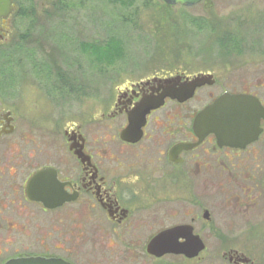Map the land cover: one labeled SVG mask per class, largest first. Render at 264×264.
Instances as JSON below:
<instances>
[{
  "label": "flooded vegetation",
  "instance_id": "1",
  "mask_svg": "<svg viewBox=\"0 0 264 264\" xmlns=\"http://www.w3.org/2000/svg\"><path fill=\"white\" fill-rule=\"evenodd\" d=\"M12 1L0 15L10 69L21 16ZM95 73L0 78V264H264V72L164 66L99 85ZM225 95L242 96L253 118L218 121L210 110L198 120ZM166 233L177 250L187 235L204 248L151 253Z\"/></svg>",
  "mask_w": 264,
  "mask_h": 264
},
{
  "label": "rangeland",
  "instance_id": "2",
  "mask_svg": "<svg viewBox=\"0 0 264 264\" xmlns=\"http://www.w3.org/2000/svg\"><path fill=\"white\" fill-rule=\"evenodd\" d=\"M15 2L21 14L15 65L10 69L0 60L1 79L13 70L96 72L95 85L107 84L109 75L114 80L120 72H155L164 66L191 72H264V0H213L209 9L203 2L184 7L163 0ZM29 9L35 12L22 16ZM240 29L243 42L232 34ZM111 41H117L118 49H108L102 57L82 48ZM253 64L261 65L254 70ZM29 89L24 102L32 112L37 109ZM255 245L264 252V235L256 237ZM80 255L90 258L86 251Z\"/></svg>",
  "mask_w": 264,
  "mask_h": 264
},
{
  "label": "water",
  "instance_id": "3",
  "mask_svg": "<svg viewBox=\"0 0 264 264\" xmlns=\"http://www.w3.org/2000/svg\"><path fill=\"white\" fill-rule=\"evenodd\" d=\"M168 5H182L185 7H192L195 6L202 1L205 2V8L209 9L213 6L212 0H163ZM15 8V4H13L12 0H0V15H7L11 10ZM202 82L195 83L189 93L187 94V97H190L193 94V90L196 86L202 85ZM242 96H233V95H225L220 100L216 102V104L202 112L198 120L201 118L206 117L210 110L216 111L214 113V117L218 121H226L229 120V122H238V123H244L248 121L249 119H252L247 111H241L242 106L239 105L243 102ZM243 104V103H242ZM159 104H153L149 105L147 107H143L140 109L142 114L144 115L153 107H157ZM173 235H170V233H166L162 236H159L155 238L151 244H150V252L157 254V255H163L164 253H170V252H176V253H187L188 257H193L197 255L203 248L204 244L200 241V239L197 236L193 235H187V251L184 249L177 250L175 248V244L173 241ZM16 261H25V262H33L31 264L40 263L43 262V259L40 258H30V259H19V260H11L7 264H15ZM36 261V262H35ZM18 264V263H16ZM65 264V263H64Z\"/></svg>",
  "mask_w": 264,
  "mask_h": 264
},
{
  "label": "trees",
  "instance_id": "4",
  "mask_svg": "<svg viewBox=\"0 0 264 264\" xmlns=\"http://www.w3.org/2000/svg\"><path fill=\"white\" fill-rule=\"evenodd\" d=\"M34 2V0H32V1H30L29 0V2L28 3H30V5H32V3ZM20 5H22V2L20 3ZM68 5V4H67ZM69 6V5H68ZM21 7H24L23 5L21 6ZM30 10V11H29ZM28 11H24L23 13H22V16H24L25 17V15H27V13H30L31 14V12L32 11H34L35 9H29ZM35 12V11H34ZM118 43H117V41H111V44H108V43H106L105 45L103 44L102 46L101 45H88V44H85L84 46H82V48H83V50H85V51H88L89 49L91 50V51H94V52H96L95 53V56H97V57H102L103 55H104V53L106 52V50H111L112 52H114L115 50H117L118 49ZM81 48V49H82Z\"/></svg>",
  "mask_w": 264,
  "mask_h": 264
}]
</instances>
